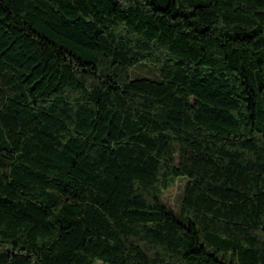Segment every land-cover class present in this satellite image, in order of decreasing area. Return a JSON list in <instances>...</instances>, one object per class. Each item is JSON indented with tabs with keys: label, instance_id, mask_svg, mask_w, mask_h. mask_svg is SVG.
<instances>
[{
	"label": "trees",
	"instance_id": "trees-1",
	"mask_svg": "<svg viewBox=\"0 0 264 264\" xmlns=\"http://www.w3.org/2000/svg\"><path fill=\"white\" fill-rule=\"evenodd\" d=\"M98 262L264 264V0H0V264Z\"/></svg>",
	"mask_w": 264,
	"mask_h": 264
},
{
	"label": "rangeland",
	"instance_id": "rangeland-1",
	"mask_svg": "<svg viewBox=\"0 0 264 264\" xmlns=\"http://www.w3.org/2000/svg\"><path fill=\"white\" fill-rule=\"evenodd\" d=\"M132 77L138 76H150V77H158V72L155 68L145 64V63H138L134 68L131 70ZM186 179L181 177L175 181V183L167 188L164 193L161 195V201L166 206L170 207L173 211L177 212L180 206V199L181 194L183 192L185 186ZM96 264H102L100 262Z\"/></svg>",
	"mask_w": 264,
	"mask_h": 264
}]
</instances>
